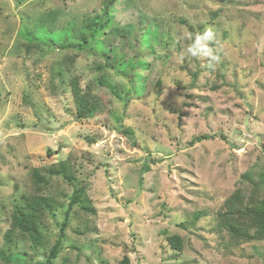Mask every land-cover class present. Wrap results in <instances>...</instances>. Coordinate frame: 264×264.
Returning a JSON list of instances; mask_svg holds the SVG:
<instances>
[{
    "label": "rangeland",
    "instance_id": "rangeland-1",
    "mask_svg": "<svg viewBox=\"0 0 264 264\" xmlns=\"http://www.w3.org/2000/svg\"><path fill=\"white\" fill-rule=\"evenodd\" d=\"M61 160L72 177L37 189ZM83 184L94 212L72 206L50 264H264V238L218 225L234 192L264 191V0H0V249L46 264ZM48 193L43 245L7 236L13 204Z\"/></svg>",
    "mask_w": 264,
    "mask_h": 264
},
{
    "label": "trees",
    "instance_id": "trees-1",
    "mask_svg": "<svg viewBox=\"0 0 264 264\" xmlns=\"http://www.w3.org/2000/svg\"><path fill=\"white\" fill-rule=\"evenodd\" d=\"M86 40V37H84ZM83 47V44H81ZM73 59L72 56H67ZM103 78V77H102ZM103 85L106 82L102 79ZM161 84V78L158 79ZM70 85L73 97L76 103L77 116L79 119L89 118L100 109V102L97 95L87 86L84 90L77 77L70 79ZM209 136L202 135L195 138V140H202ZM72 165L68 160H61L55 166L39 170H33L31 177L37 189L42 186H48L49 180L46 178V173L61 174L64 178L70 179L72 177ZM259 184H255L250 193L246 196L241 190L234 192L229 196L223 206V210L218 212V225L220 228L226 230L227 236L231 242L241 244L252 240H260L264 238V191L260 193ZM46 196L33 195L24 197L19 202L13 204L12 209V226L7 232L10 236L15 230L20 231L24 235H28L34 244L43 245V232L39 229V223L36 220L37 213L46 209L51 203L49 201V193ZM80 202L81 209L84 211L94 212L90 207V200L86 195V185H80L73 191L72 198L69 202V208L66 211L65 220L61 224V236L57 239L55 244L46 256V264H50L54 258L59 254L61 248V240L64 235L65 227L68 223L69 213L75 203ZM168 242L172 248L182 250L183 240L179 234L168 235ZM129 258L125 256L122 264H128ZM0 264H27L20 256L8 254L0 249Z\"/></svg>",
    "mask_w": 264,
    "mask_h": 264
}]
</instances>
